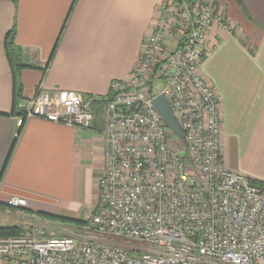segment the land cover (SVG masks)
Here are the masks:
<instances>
[{
    "label": "built area",
    "instance_id": "1",
    "mask_svg": "<svg viewBox=\"0 0 264 264\" xmlns=\"http://www.w3.org/2000/svg\"><path fill=\"white\" fill-rule=\"evenodd\" d=\"M212 27L235 33L215 0L156 6L136 66L103 99L106 160L93 211L69 234L22 213L30 222L0 237V264H264V195L224 164L220 99L201 73ZM158 95L183 140L151 105ZM96 101L38 90L20 107L24 118L89 129Z\"/></svg>",
    "mask_w": 264,
    "mask_h": 264
},
{
    "label": "crops",
    "instance_id": "2",
    "mask_svg": "<svg viewBox=\"0 0 264 264\" xmlns=\"http://www.w3.org/2000/svg\"><path fill=\"white\" fill-rule=\"evenodd\" d=\"M162 1L0 0V209L13 211L3 203L23 199L20 226L30 222L23 214L78 220L93 211L106 160L103 99L136 66ZM215 1L235 32L212 27L201 47V73L221 104V157L264 195V0H238L246 15L231 0ZM12 29L23 62L34 66L17 79L4 50ZM38 90L97 99L91 127L18 115Z\"/></svg>",
    "mask_w": 264,
    "mask_h": 264
},
{
    "label": "trees",
    "instance_id": "3",
    "mask_svg": "<svg viewBox=\"0 0 264 264\" xmlns=\"http://www.w3.org/2000/svg\"><path fill=\"white\" fill-rule=\"evenodd\" d=\"M4 50L5 55L8 60L9 66L11 68L12 74L15 79H17V76L20 74V72L24 69L28 68H34L33 65L26 64L23 62L22 54L19 48L16 46L14 42V31L13 29L6 35L4 40ZM16 82V81H14ZM16 85V96L20 95V85L15 83ZM25 112L23 110H20L18 115L24 116ZM19 134V130L17 132ZM16 139L14 140L15 144ZM13 144V146H14ZM251 184L261 187L259 183H256L255 181L251 180ZM40 216H45V219H51V220H57L59 222H69L72 223L74 226H80L83 221L76 220V219H70L63 216H57V215H49L44 213L37 214ZM41 220V219H40ZM24 232L23 226H6V227H0V237H17L22 235Z\"/></svg>",
    "mask_w": 264,
    "mask_h": 264
},
{
    "label": "rangeland",
    "instance_id": "4",
    "mask_svg": "<svg viewBox=\"0 0 264 264\" xmlns=\"http://www.w3.org/2000/svg\"><path fill=\"white\" fill-rule=\"evenodd\" d=\"M231 1L236 4V6L238 7V11L242 12V9H241L242 6H238L237 0H231ZM162 88H163V82L157 81L154 87V92L159 93L162 90ZM188 158L189 156L186 159ZM15 211H16L15 209L13 211L0 209V227L20 226V223L24 222V219L20 217V214H19L20 211L19 210H17V212ZM87 212L88 211L83 210V213H80L78 215V220H81V221L82 219L84 220V218L87 216ZM40 218H42V221L46 223V225L50 224L52 225V227H57V228L62 227V229H64V231L62 230L64 234H69L68 232L70 230L68 229L70 227H75L72 223H69V222H59L57 220L45 219V216L43 217L40 216ZM74 236H77V235H74Z\"/></svg>",
    "mask_w": 264,
    "mask_h": 264
},
{
    "label": "water",
    "instance_id": "5",
    "mask_svg": "<svg viewBox=\"0 0 264 264\" xmlns=\"http://www.w3.org/2000/svg\"><path fill=\"white\" fill-rule=\"evenodd\" d=\"M238 1V0H237ZM242 13L246 15V10L244 7H241ZM153 108L160 114L166 127L172 131L179 139L183 140V133L180 130L177 122L174 119V116L171 112L170 106L166 102L163 95H158L151 101Z\"/></svg>",
    "mask_w": 264,
    "mask_h": 264
}]
</instances>
